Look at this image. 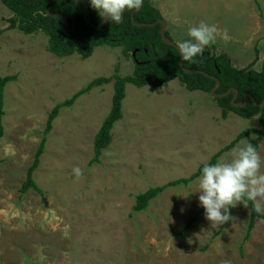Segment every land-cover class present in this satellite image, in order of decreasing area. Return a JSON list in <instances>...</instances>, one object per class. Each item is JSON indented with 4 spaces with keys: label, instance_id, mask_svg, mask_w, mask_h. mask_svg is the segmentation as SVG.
<instances>
[{
    "label": "rangeland",
    "instance_id": "374dc122",
    "mask_svg": "<svg viewBox=\"0 0 264 264\" xmlns=\"http://www.w3.org/2000/svg\"><path fill=\"white\" fill-rule=\"evenodd\" d=\"M178 45L201 21L231 39L205 47L225 53L236 69L259 71L264 60V0H150ZM0 2V76H14L3 92L0 139V264H264V219L247 233L248 208L217 234L205 218L195 182L164 189L143 211L135 195L185 178L233 140L260 129L221 108L210 93L188 91L177 79L161 87L127 83L122 117L100 160L90 164L94 135L107 115L112 82L93 87L62 107L46 136L32 178L38 191L20 192L48 113L97 77L129 75L133 61L118 47H96L81 59L47 51L42 32L10 28ZM218 161H227L240 141ZM264 161V137L256 147ZM83 170L76 179L73 168ZM261 171H264L262 163ZM260 214H264L261 212Z\"/></svg>",
    "mask_w": 264,
    "mask_h": 264
},
{
    "label": "trees",
    "instance_id": "16d2710c",
    "mask_svg": "<svg viewBox=\"0 0 264 264\" xmlns=\"http://www.w3.org/2000/svg\"><path fill=\"white\" fill-rule=\"evenodd\" d=\"M0 0V2L12 13L9 19L10 28H17L24 34L42 32L47 37V51L58 57L77 54L81 59L88 58L96 47H118L124 56L130 57L133 61L131 74L120 76L117 73L109 77H97L87 85L75 92L69 99L57 103L48 113L42 137L35 151L33 160L27 168L25 179L20 187L24 193L28 189L37 190L32 175L39 164V158L43 153L46 136L51 130L52 122L57 117L62 107H70L75 99L96 86L112 82L113 93L111 96L110 108L103 119L100 127L94 135L92 149L93 155L89 163H97L100 160L102 150L110 141V131L116 121L122 117V100L125 96V85L130 83L135 87H161L166 82L177 79L188 91L200 90L210 93L215 86L216 80L219 86L214 93L224 94L230 88L237 91L236 98L231 103L233 92L223 96L214 97L221 108V117L225 118L228 112H233L242 118H253L257 116L260 129L242 131L231 140L226 146L214 154L205 164L216 163L219 155L231 149L240 139L249 133H256L257 136L251 141L256 148L264 137V60L259 71L251 68L236 69L231 65L229 57L225 53H212L206 48L202 55L197 56L194 62L183 61L184 69L193 70L192 73H185L179 67L180 55L174 46L165 43L160 37V24L156 23L161 19L159 11L150 3V0H143L142 7L133 13L134 24L130 20L133 10H126L120 23L106 21L99 26L102 18L90 5V0H85V5L80 4V9L73 21L71 17L76 12V0ZM87 8V19L84 14ZM49 13V14H47ZM57 15V16H56ZM63 19L69 23V31ZM89 21L91 24L87 23ZM140 23L152 25L138 26ZM165 38L170 40L168 33ZM14 76H0V139L3 134L1 118L3 115V92L5 85L12 81ZM249 94L252 98H246ZM255 102V103H254ZM237 104H241L238 106ZM205 164L185 178L170 180L160 186L148 187L145 191L135 195L132 210L139 212L146 209L149 202L161 193L164 189L176 185H186L201 174ZM252 202H249L247 233L253 228L255 219H264V214H257L251 211ZM251 211V212H250ZM223 227V226H222ZM217 230L218 232L221 228Z\"/></svg>",
    "mask_w": 264,
    "mask_h": 264
},
{
    "label": "clouds",
    "instance_id": "9594fccd",
    "mask_svg": "<svg viewBox=\"0 0 264 264\" xmlns=\"http://www.w3.org/2000/svg\"><path fill=\"white\" fill-rule=\"evenodd\" d=\"M90 5L102 19L120 23L126 10H138L143 0H90ZM189 39L178 42L181 57L185 61L194 62L202 55L205 47L216 43L217 36L224 42L231 37L225 29L223 34L215 25L201 21L197 26L188 29ZM262 157L248 139H244L232 149L231 158L212 164H205L200 176L195 181L199 188V202L205 210V218L212 229L234 222L236 217L230 209L238 204L245 208L252 202L251 211L257 214L264 212V171ZM76 179L83 176V170L73 168ZM250 211V212H251ZM250 214V213H249ZM222 264H229L224 261Z\"/></svg>",
    "mask_w": 264,
    "mask_h": 264
},
{
    "label": "water",
    "instance_id": "95a60500",
    "mask_svg": "<svg viewBox=\"0 0 264 264\" xmlns=\"http://www.w3.org/2000/svg\"><path fill=\"white\" fill-rule=\"evenodd\" d=\"M55 0H49L47 2V5H46V9L49 5L50 2H53ZM77 2V9H76V12L73 14V16L71 17L72 21L74 19V17L76 16V14L78 13L79 9H80V4L83 3L85 5V0H76ZM139 10V9H138ZM137 10H133L130 14V20L131 22L134 24V20H133V13L136 12ZM49 14V13H47ZM57 16V15H56ZM84 18L87 19V8H86V12L84 14ZM64 21V25L65 27L69 30V31H72L73 28H74V24L73 22L71 23V28L68 27L69 23L66 19H63ZM107 21V19H103L102 22L99 24V26L103 25L105 22ZM87 23L91 24L89 21H87ZM156 23H159L160 24V31H159V34H160V37L162 38V40L167 43V44H171L172 46H174L176 48V50L179 52V55H180V60H179V67L182 69L183 72L185 73H192L194 72L193 70H188V69H184L182 67V63H183V58L181 57V54H180V51H179V48H178V45L174 44L171 40H168L167 38H165L164 36V33H165V23L162 19H159L157 20ZM138 26H145V25H152V24H148V23H140V24H137ZM219 86V82L216 80V83H215V86L210 90V95H212L213 97H223L227 94H229L230 92H233V97H232V100H231V103H233L234 99L236 98V95H237V91L234 89V88H230L229 90L226 91V93L224 94H216L214 93V90L217 89V87ZM246 98H250L253 100V98L249 95V94H246L244 95V98H243V102H245V99ZM255 103V102H254ZM264 104V100L262 101V103L259 104V106H262ZM238 106H240L241 104H237Z\"/></svg>",
    "mask_w": 264,
    "mask_h": 264
}]
</instances>
